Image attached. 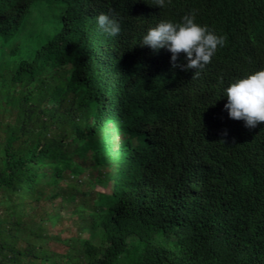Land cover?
<instances>
[{"label":"trees","instance_id":"obj_1","mask_svg":"<svg viewBox=\"0 0 264 264\" xmlns=\"http://www.w3.org/2000/svg\"><path fill=\"white\" fill-rule=\"evenodd\" d=\"M7 4L21 7L0 0V16ZM32 56L0 70V264H264V122L234 129L211 113L187 145L159 129L172 153L137 160L89 95L41 85ZM63 212L76 227L65 240L49 232Z\"/></svg>","mask_w":264,"mask_h":264},{"label":"clouds","instance_id":"obj_2","mask_svg":"<svg viewBox=\"0 0 264 264\" xmlns=\"http://www.w3.org/2000/svg\"><path fill=\"white\" fill-rule=\"evenodd\" d=\"M20 4L16 10L7 4L0 16L1 25L15 22L0 31V70L16 73L24 54L38 56L28 66L35 79L53 93L89 95L114 129L121 127L115 149L130 144L132 158L150 162L159 159L155 151L171 152L163 128L187 145V130L204 127L211 113L234 129L264 122V0ZM102 115L96 128H104ZM169 118L178 121L164 124ZM163 164L172 170L174 163Z\"/></svg>","mask_w":264,"mask_h":264},{"label":"rangeland","instance_id":"obj_3","mask_svg":"<svg viewBox=\"0 0 264 264\" xmlns=\"http://www.w3.org/2000/svg\"><path fill=\"white\" fill-rule=\"evenodd\" d=\"M107 188L111 190L110 184L107 185ZM63 213L65 214L66 212ZM67 215L69 214L66 213V215L62 216L65 218L61 224H59L58 226L52 229H49V232L52 236H59L62 240H65L71 236L76 235V227L73 218L68 219L69 216ZM47 247L51 251H55L59 254H63L67 252V248L64 245L57 243L55 241L48 242Z\"/></svg>","mask_w":264,"mask_h":264}]
</instances>
